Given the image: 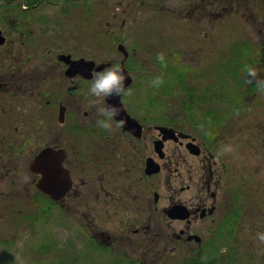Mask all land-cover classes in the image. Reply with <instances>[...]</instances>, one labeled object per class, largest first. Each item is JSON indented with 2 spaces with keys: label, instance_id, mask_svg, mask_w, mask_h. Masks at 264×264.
I'll return each instance as SVG.
<instances>
[{
  "label": "flooded vegetation",
  "instance_id": "1",
  "mask_svg": "<svg viewBox=\"0 0 264 264\" xmlns=\"http://www.w3.org/2000/svg\"><path fill=\"white\" fill-rule=\"evenodd\" d=\"M19 26L15 25L14 29ZM47 33L44 31L43 35ZM3 34L5 39L0 43L2 214L14 217L20 213L30 220L31 215H27L34 203L47 216L54 207L61 209L72 194L77 200L87 196L98 202L103 198L109 216L105 245L94 238L91 241L104 249L111 264H159L162 252L169 253V264H222L218 258L226 250L220 245L227 246L228 237L235 261L240 260L238 235L246 212V178L238 183L234 176L230 181L224 174L226 162L223 161L214 170L215 164L207 162L213 158L207 154L212 149L193 135L172 139L162 133L160 127L172 128V120L161 121L153 98L138 97L141 89L135 91L130 87L127 90L131 94L122 97L129 114L142 125L140 135L136 129L132 133L116 128L115 121L112 131L101 129L97 120L105 117L98 109L106 107L107 98L91 96L89 88L94 75L109 68L97 70L107 61L78 56L72 49H41L33 56V52L25 53L28 49L6 48L4 31ZM21 35V43L25 45V33ZM262 45L258 48L259 57L252 64L260 78L264 75V42ZM82 58L94 61L95 66L91 63L72 66V61ZM111 63L112 67L114 62ZM145 99L146 106L142 104ZM223 137L218 139L219 150ZM191 141L197 146L198 155L187 148ZM37 142L40 145L34 149ZM170 142L193 156H203L206 164L204 174L195 184L196 193L188 199L175 197L172 187L175 177L171 176V195L164 206L158 177L164 169L172 172V165H180L185 159L176 149L168 152ZM46 151L59 155L71 179L70 189L58 200L38 187L43 176L34 171V161ZM33 182L35 194L31 193ZM192 183V177H185L176 188L179 185L182 193L190 191ZM176 225H180L178 232ZM203 225L206 229L200 232L198 228ZM179 249H184L186 254L175 261ZM211 254L220 257L208 261Z\"/></svg>",
  "mask_w": 264,
  "mask_h": 264
},
{
  "label": "rangeland",
  "instance_id": "2",
  "mask_svg": "<svg viewBox=\"0 0 264 264\" xmlns=\"http://www.w3.org/2000/svg\"><path fill=\"white\" fill-rule=\"evenodd\" d=\"M24 1L0 0V29L6 35V48L28 49L25 53L33 52V56L41 49H72L78 56L120 65L123 54L117 46L122 42L132 52L133 86L135 91L141 89L138 97H145L151 84L147 75L161 72L163 65L178 63L180 68L187 67L186 78L200 90L210 89L217 97L225 93L229 99L250 98L246 102L250 109L240 113L228 101H220L217 111L228 114L229 120L222 130L221 149L207 151L213 155L207 162L215 164L214 170L226 162L224 174L230 181L234 176L235 182L247 179L246 212L238 235L240 260L236 264H264V242L259 240V234H264V93H248L245 70L237 74L232 68L238 51L245 55V61L247 56L249 60L259 57L258 48L264 42V0H69L68 13L61 11L67 0H42L35 15L29 17L28 31L35 40L22 45L23 29H14L13 21L16 15L24 14L20 12ZM43 17L47 23H41ZM28 34L24 38H29ZM158 53H163V61L157 59ZM164 100L171 113L181 114L177 97ZM186 131L201 140L193 129ZM170 143L168 152L176 149L185 159L172 165V172L164 169L158 177L164 206L171 195V176L175 177V197L188 199L196 193L195 184L206 164L203 156H193ZM37 145L40 142L34 143V149ZM189 176L193 189L182 193L176 185ZM35 191L33 182L31 193ZM60 207L43 216L34 203L27 215H31L30 220H25L24 214L10 217L0 211V264H111L108 254L91 241L94 238L105 245L109 216L104 199L96 202L85 196L77 200L72 194ZM176 228L178 232L180 225ZM205 229V225L198 228L200 232ZM168 254L162 252L158 263L169 264ZM181 254H186L184 249L177 251L175 261H180Z\"/></svg>",
  "mask_w": 264,
  "mask_h": 264
},
{
  "label": "trees",
  "instance_id": "3",
  "mask_svg": "<svg viewBox=\"0 0 264 264\" xmlns=\"http://www.w3.org/2000/svg\"><path fill=\"white\" fill-rule=\"evenodd\" d=\"M30 6V10L35 8V5L41 0H25ZM27 12H25V16ZM242 56H245L242 53ZM249 59V56H247ZM242 57L238 58L240 63L243 64ZM178 64V63H177ZM177 64H168L163 66L161 72H155L150 75V78L154 80L156 77H162L163 83L157 88L152 86L154 93L161 91L163 96L174 95L180 97V105L183 111V120L185 121L187 117L190 120L197 122L199 129L202 131V138L206 144L210 145L212 148L216 145L217 137L220 136L222 131L221 123L227 121V117L221 116L218 114L216 103L214 101V96L208 90H200L186 78V72L184 70L187 67L180 68ZM155 100H159L163 104L162 99H158L155 96ZM153 103L155 101H152ZM242 101L236 99L233 101V106H240ZM177 121H181L178 120ZM174 124L177 125V122L174 120ZM183 121H181L182 124ZM222 134V133H221ZM228 242V248L225 254L220 258L222 264H236L235 253L233 252L234 248L232 247V241L226 238ZM216 258V257H215ZM214 258L209 259L208 261L213 260ZM219 260V259H218Z\"/></svg>",
  "mask_w": 264,
  "mask_h": 264
},
{
  "label": "water",
  "instance_id": "4",
  "mask_svg": "<svg viewBox=\"0 0 264 264\" xmlns=\"http://www.w3.org/2000/svg\"><path fill=\"white\" fill-rule=\"evenodd\" d=\"M4 37H0V42H3ZM118 49L125 53L127 56L126 48L124 45L120 44ZM91 63L92 67L94 66V62H87L85 59H81L78 61H72L73 65L79 64H88ZM124 63V62H123ZM109 64H103L97 67V70H102L108 67ZM121 71L126 76L125 81V89H127L132 84V76L129 71L122 66ZM121 96H113L107 98V106L114 105L120 109V115L116 117V120L123 119L126 123L123 126L124 129L135 133V129L138 130V135L141 132V126L138 124L137 120H134L128 116L122 106ZM163 133L168 136H175V131L173 129L168 128H160ZM170 138V137H169ZM192 153L198 154L199 151L193 144L188 145ZM58 154L54 155L52 151H46L41 153L36 160L34 161V171L39 174H42L43 178L40 180L38 187L45 192L49 193L53 199L58 200L63 197L66 192L71 187V179L69 172L62 166L61 159L58 158Z\"/></svg>",
  "mask_w": 264,
  "mask_h": 264
},
{
  "label": "clouds",
  "instance_id": "5",
  "mask_svg": "<svg viewBox=\"0 0 264 264\" xmlns=\"http://www.w3.org/2000/svg\"><path fill=\"white\" fill-rule=\"evenodd\" d=\"M157 59L163 61L164 55L163 53L157 54ZM245 72L248 77L246 80L247 84H255L257 89L264 93V79H259L258 74L255 68L246 66ZM126 76L121 71L120 66L114 65L111 68L105 69L101 73H96L94 75V79L91 82L89 88V94L97 99L104 97H113L120 95H130V89L126 91L125 89V81ZM162 77H156L153 81H151L154 87H159L163 83ZM92 103H96V101H92ZM98 112L101 116L105 117V119L97 120V126L106 131H112L113 125L112 121H115V127L121 128L125 125V121L123 119L116 120L115 118L120 115V109L114 105H108L107 107H103L98 109ZM259 240L264 242V234H259Z\"/></svg>",
  "mask_w": 264,
  "mask_h": 264
}]
</instances>
